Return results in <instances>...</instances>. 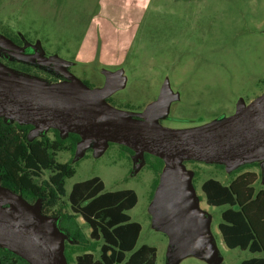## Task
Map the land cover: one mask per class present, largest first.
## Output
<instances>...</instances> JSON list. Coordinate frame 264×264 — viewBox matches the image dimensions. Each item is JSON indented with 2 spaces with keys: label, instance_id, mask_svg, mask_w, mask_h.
I'll return each instance as SVG.
<instances>
[{
  "label": "rangeland",
  "instance_id": "obj_1",
  "mask_svg": "<svg viewBox=\"0 0 264 264\" xmlns=\"http://www.w3.org/2000/svg\"><path fill=\"white\" fill-rule=\"evenodd\" d=\"M0 34L17 36L24 47L23 53L0 47L1 80L87 96L97 108L166 130L227 131L264 109V0H0ZM43 134L33 129L28 138ZM57 158L76 170L66 179L67 193L94 176L107 191L136 193L127 211L141 225L136 247L154 246L156 264H240L251 255L224 244L218 223L226 206L208 205L201 189L208 178L227 184L242 162L177 161L186 209L162 192L150 200L154 173L115 143L87 140L74 155L62 151ZM251 161L258 164L248 168L257 174L255 191L264 190V158ZM11 196L0 185V212L27 209L20 195ZM38 204L32 214L49 230L56 219L41 217ZM59 239L63 249L75 245L64 234Z\"/></svg>",
  "mask_w": 264,
  "mask_h": 264
},
{
  "label": "trees",
  "instance_id": "obj_2",
  "mask_svg": "<svg viewBox=\"0 0 264 264\" xmlns=\"http://www.w3.org/2000/svg\"><path fill=\"white\" fill-rule=\"evenodd\" d=\"M34 127L0 114V185L30 204L39 201L40 213L57 219L58 230L75 242L63 249L67 264H156L154 246L144 243L136 247L141 225L127 213L136 203V193L132 189L107 191L98 176L75 182L67 193L66 179L76 170L71 160L60 162L57 157L62 151L74 155L82 137L50 127V134L29 139ZM111 143L130 156L135 154L126 144L108 141ZM142 158L154 173L152 200L165 160L148 151H143ZM257 165L254 161L239 164L230 171L227 184L215 178L201 184L208 205L226 206L218 223L224 244L252 254L240 264H264V190L255 191L257 174L248 170ZM78 216L90 229L89 234ZM0 264L30 263L12 249L0 246Z\"/></svg>",
  "mask_w": 264,
  "mask_h": 264
},
{
  "label": "water",
  "instance_id": "obj_3",
  "mask_svg": "<svg viewBox=\"0 0 264 264\" xmlns=\"http://www.w3.org/2000/svg\"><path fill=\"white\" fill-rule=\"evenodd\" d=\"M0 46L9 51L24 52L23 46L2 34ZM37 59L45 60V65L50 64L45 56L39 55ZM87 98L82 101L0 79V114L7 118L32 123L39 133L50 127L63 133H78L82 137L78 145L87 140L100 145L113 141L130 146L139 157L143 151H148L163 158L165 165L153 201L162 192L176 198L179 201L176 203L187 209V203L177 193L178 179L174 167L179 160L239 164L264 158V109L227 131L186 133L166 130L153 122L146 123L97 108ZM244 111L246 109L242 108L239 114ZM5 190L10 194L9 201L12 200L11 195H17ZM24 202L29 204L25 211L4 209L5 212H0V246L12 249L30 264H67L59 239V235L64 233L58 230L57 219L48 230L49 227L32 214L36 208ZM38 212L41 217L50 218L40 213L39 204Z\"/></svg>",
  "mask_w": 264,
  "mask_h": 264
},
{
  "label": "crops",
  "instance_id": "obj_4",
  "mask_svg": "<svg viewBox=\"0 0 264 264\" xmlns=\"http://www.w3.org/2000/svg\"><path fill=\"white\" fill-rule=\"evenodd\" d=\"M46 131H48V129L44 130L42 133L46 134ZM48 132H49V131H48ZM39 137H40V136H39ZM78 146H79V145H78ZM76 150H77V149H76ZM131 158H132V161H133V162H135V163L140 164V165L143 166L142 158L139 157V155H138L137 153H135L133 156H131ZM250 256H252V254H251ZM250 256H249V257H250ZM249 257H248V258H249Z\"/></svg>",
  "mask_w": 264,
  "mask_h": 264
},
{
  "label": "flooded vegetation",
  "instance_id": "obj_5",
  "mask_svg": "<svg viewBox=\"0 0 264 264\" xmlns=\"http://www.w3.org/2000/svg\"><path fill=\"white\" fill-rule=\"evenodd\" d=\"M4 36H6V37H8L9 39H11L14 43H16V44L22 46V44H21V40H20V41H17V40L14 39L11 35H8V34H4ZM0 47L3 48V49H5V50H7L6 48H4V47H2V46H0ZM25 51H27V49H25ZM27 69H28V68H27ZM28 70H29V69H28ZM28 70H26V71H28Z\"/></svg>",
  "mask_w": 264,
  "mask_h": 264
}]
</instances>
